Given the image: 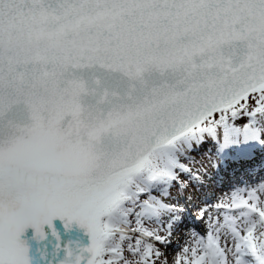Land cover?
I'll use <instances>...</instances> for the list:
<instances>
[{"label":"snow or ice","instance_id":"6c2138e0","mask_svg":"<svg viewBox=\"0 0 264 264\" xmlns=\"http://www.w3.org/2000/svg\"><path fill=\"white\" fill-rule=\"evenodd\" d=\"M257 161L264 0H0V264H264Z\"/></svg>","mask_w":264,"mask_h":264},{"label":"water","instance_id":"95a60500","mask_svg":"<svg viewBox=\"0 0 264 264\" xmlns=\"http://www.w3.org/2000/svg\"><path fill=\"white\" fill-rule=\"evenodd\" d=\"M53 223L60 236L59 243L65 244L69 241H79L84 244L88 243V236L78 225L73 224L72 227L65 228L63 221H61L59 218H56ZM45 227L46 231L48 232V238L39 242L35 239L34 229L31 227L26 229L25 232L21 234V239L25 240L29 245V256L32 258L31 264H44L43 260L41 259V253L37 249L42 251L46 249L47 252L51 254L55 249V245L57 244L56 237L51 234V229L47 228V226ZM49 258H51V256Z\"/></svg>","mask_w":264,"mask_h":264},{"label":"bare ground","instance_id":"6f19581e","mask_svg":"<svg viewBox=\"0 0 264 264\" xmlns=\"http://www.w3.org/2000/svg\"><path fill=\"white\" fill-rule=\"evenodd\" d=\"M262 166H261V162L260 161H257L255 165L247 168V169H244L243 171H240V170H236V171H230L228 172L227 174H221L220 176L216 177V180H217V189L222 187V186H229L230 184H233V183H236V182H243L245 180H238V178L240 177H237V179H232L233 176H238V175H242L244 173H247V176L252 172V174H255L257 171H260L261 172V169ZM247 179H250V178H247ZM224 189V188H222ZM220 189V190H222Z\"/></svg>","mask_w":264,"mask_h":264},{"label":"rangeland","instance_id":"374dc122","mask_svg":"<svg viewBox=\"0 0 264 264\" xmlns=\"http://www.w3.org/2000/svg\"><path fill=\"white\" fill-rule=\"evenodd\" d=\"M260 169H261V172L260 171H257L255 174H252V172H251L248 175V177L245 176V175H247V173H244L242 175L233 176L232 179H235V178L237 179V177H240V178H238V180L242 179V180H245V181H249L251 179H256V178H258L260 176H264V171H262V168H260ZM247 178H250V179H247ZM240 182H241V180H240ZM228 187L229 186H222V187L218 188L217 189V195H219L220 192H226V191H228ZM221 188H224V189L220 190Z\"/></svg>","mask_w":264,"mask_h":264}]
</instances>
